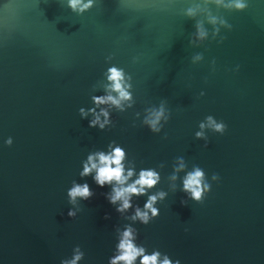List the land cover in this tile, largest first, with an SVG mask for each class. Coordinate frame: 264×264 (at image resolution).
Listing matches in <instances>:
<instances>
[{
	"label": "water",
	"instance_id": "water-1",
	"mask_svg": "<svg viewBox=\"0 0 264 264\" xmlns=\"http://www.w3.org/2000/svg\"><path fill=\"white\" fill-rule=\"evenodd\" d=\"M245 3L241 12L204 0H94L81 15L68 0H0V264H61L76 246L79 264H110L126 226L173 264H264V0ZM112 66L131 77L123 110L92 99L109 94ZM162 103L169 118L156 133L145 120ZM80 108L105 109L110 122L91 127L94 115ZM208 116L227 130L201 129ZM109 145L125 150L133 179L142 169L161 175L124 213L106 198L112 186L80 175ZM179 158L186 167L173 181ZM194 166L211 185L203 203L183 191ZM73 182L94 195L70 203ZM159 191L160 215L133 221Z\"/></svg>",
	"mask_w": 264,
	"mask_h": 264
},
{
	"label": "clouds",
	"instance_id": "clouds-1",
	"mask_svg": "<svg viewBox=\"0 0 264 264\" xmlns=\"http://www.w3.org/2000/svg\"><path fill=\"white\" fill-rule=\"evenodd\" d=\"M204 3H215L216 5L235 9L237 11H244L247 8L245 0H231L230 3L226 4L225 0H204ZM94 6V0H68V7L77 14H83L89 11ZM200 5L196 7H189L186 10V14L189 17H194L199 9ZM223 24L227 27V22L223 19H219L215 16L209 15V23L215 25L217 23ZM219 32V29H216ZM197 36L199 40H204L208 36L207 30L203 24L197 25ZM226 37L221 38L219 41L223 43ZM203 53L195 54L192 59L193 62H199L203 60ZM111 59V57H109ZM215 64V60H213ZM106 91L109 93L106 96H93L94 103L99 106L102 104H111L121 110H123V102L132 99V94L129 91L131 84L128 80L131 77L126 78L124 69L112 66L108 68L106 72ZM131 106V105H129ZM82 117H87L89 112L94 115V119L90 121L91 127L99 125L101 129L105 127L110 121L108 120L109 113L105 109H101L99 113L96 109L85 110L84 108L79 109ZM104 117L102 120L101 117ZM168 116L165 115V107L163 103L159 109H151L150 116L146 118L145 123L150 127L153 132L161 131V120H168ZM207 123H201V129L205 127H211L215 132L223 134L227 130V125L223 122H217L212 116L206 118ZM198 138L203 137V132H197ZM6 143L11 146L13 143L12 138H9ZM114 143V142H113ZM207 146V145H205ZM111 151L105 153L95 152L90 154L87 160L83 163V171L80 173L82 177L89 176L95 173L93 179L95 183L104 187L106 185L112 186L110 193L106 194V198L113 205H118L117 212L124 213L133 207L132 198L134 196L148 195L150 189L155 188L161 181V175L155 169H142L139 172L137 178L135 170L125 167L124 161L126 158L125 150L120 147H112L109 145ZM163 165H161L162 167ZM186 167L183 158H179V165L175 168L174 174L171 179L175 181L177 176L176 172L184 170ZM212 179H219L217 174H213ZM131 181V182H130ZM183 191L190 194V198L199 203H203L205 194L211 192V185L207 182L204 170L199 166H194L191 171H188L183 178ZM94 195V192L87 183L78 184L73 182V186L68 190V196L70 203L75 204L77 199L88 200ZM167 196L164 191H159L153 195L148 196L147 202L144 204L143 209L140 207L135 208V214L131 217L133 221L139 220L144 225L149 224L153 218L160 215V210L155 207L158 201H162ZM186 204V201H182ZM69 217H75L76 212L73 210L68 211ZM105 219H110L109 216H105ZM138 236V230L133 229L131 226H126L120 235L119 243L117 245V254L110 260V264H136L139 259V264H173V261L167 254H162L159 250L153 251L151 254L147 252L144 246H138L136 239ZM85 256V253L81 250L80 246H76L73 251L71 259H64L61 264H79ZM175 264H180L177 260Z\"/></svg>",
	"mask_w": 264,
	"mask_h": 264
}]
</instances>
